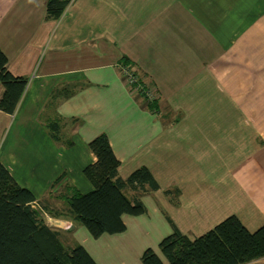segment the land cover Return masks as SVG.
Masks as SVG:
<instances>
[{"label":"crops","instance_id":"1","mask_svg":"<svg viewBox=\"0 0 264 264\" xmlns=\"http://www.w3.org/2000/svg\"><path fill=\"white\" fill-rule=\"evenodd\" d=\"M47 1L0 0V47L28 78L16 111L0 109V162L44 208L64 212L68 185L94 188L89 143L107 134L121 178L145 166L160 186L126 191L147 210L124 215L122 233L94 238L47 211L48 224L98 264H143L174 226L191 238L231 215L262 226L264 0H71L59 17ZM125 66L154 107L131 91ZM4 92L0 82V101Z\"/></svg>","mask_w":264,"mask_h":264},{"label":"trees","instance_id":"2","mask_svg":"<svg viewBox=\"0 0 264 264\" xmlns=\"http://www.w3.org/2000/svg\"><path fill=\"white\" fill-rule=\"evenodd\" d=\"M71 0H48L47 15L59 17ZM7 54L0 47V82L5 92L0 109L13 114L26 90L28 78L9 69ZM155 101V100H154ZM154 101L149 105L154 107ZM54 137L58 138L55 132ZM89 147L97 161L84 168L94 188L86 193L68 185L64 212L43 207L34 192L21 186L0 162V264H98L88 249L69 242L64 230L48 224L45 213L65 215L84 226L94 238L122 233L124 215H141L146 206L131 199L128 189L146 193L160 188L147 167L136 169L127 179L119 175L120 160L107 134L95 137ZM172 193V189L166 191ZM162 256L152 248L142 256L144 264H244L264 257V224L250 231L235 215L209 231L191 238L176 226L160 242Z\"/></svg>","mask_w":264,"mask_h":264},{"label":"built area","instance_id":"3","mask_svg":"<svg viewBox=\"0 0 264 264\" xmlns=\"http://www.w3.org/2000/svg\"><path fill=\"white\" fill-rule=\"evenodd\" d=\"M123 75L131 91L144 95L150 102L155 100L153 91L145 86L138 74L130 67H123Z\"/></svg>","mask_w":264,"mask_h":264},{"label":"rangeland","instance_id":"4","mask_svg":"<svg viewBox=\"0 0 264 264\" xmlns=\"http://www.w3.org/2000/svg\"><path fill=\"white\" fill-rule=\"evenodd\" d=\"M145 86H146V84H145ZM147 88H148V86H146ZM149 248H152V247H149ZM159 248H160V246H159ZM148 249V248H147ZM146 249V250H147ZM153 250H155L156 248H152ZM145 252V251H144ZM155 252L156 253H158V254H160L161 256H162V253H161V251L160 252H157L156 250H155ZM142 256H143V254H142ZM142 259V258H141ZM143 262V261H142ZM103 263H105L104 261H101V264H103ZM144 264V263H143Z\"/></svg>","mask_w":264,"mask_h":264}]
</instances>
